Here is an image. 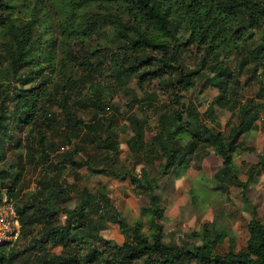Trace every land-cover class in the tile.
I'll return each instance as SVG.
<instances>
[{
    "label": "trees",
    "instance_id": "trees-1",
    "mask_svg": "<svg viewBox=\"0 0 264 264\" xmlns=\"http://www.w3.org/2000/svg\"><path fill=\"white\" fill-rule=\"evenodd\" d=\"M42 1L41 9L32 8L29 18L19 22L13 17L18 0H0V53L13 81L31 85L27 90L19 88L20 94L10 98L14 105L12 111L0 103V165L6 160L5 144L14 142L16 146L25 144L29 163L37 162L36 166H42L37 192L30 201L20 205L15 203L22 190L20 181L24 167H18L17 173L0 168V204L4 194L13 201L21 224L20 239L30 235L35 227L41 228V236L23 252H16V246L2 248L0 264H264V220L257 217L254 208L247 224L246 247L236 252L230 233L210 223L202 225L200 233L185 235L179 243L166 242L158 226L157 232L147 234L142 223L130 225L126 221L106 196L104 188L96 194L79 192L78 204L65 207L71 202L76 186L66 185L60 177L51 175L60 172V167L65 170L63 165L67 161H60V165L50 162L54 146L48 145L45 134L39 129L44 127V121L54 119L47 117L40 102L52 99L54 83L47 73L53 74L57 68V33H52L54 27L49 26L51 16L46 6L53 0ZM81 3L84 5L78 7L88 3L119 5L128 18L127 23L115 22L122 46L120 53L110 61L114 82L125 88L135 79L142 90L146 83L156 81L169 93L168 102L156 110V133L149 142L143 125L132 119L133 136L127 142L130 153L139 161L146 157L158 161L161 175L167 176L188 168L191 159L205 148H211L221 163L213 178L216 189L225 193L227 187H238L247 202L249 187L257 179L259 170H264V155L249 168L245 182L238 177L233 156L241 150L254 152L252 148H245L241 138L257 129L256 122L264 109V85L255 95L256 103L247 101L242 107L236 100V86L247 64L253 65L254 73L260 70L264 77V0H81ZM98 26L99 22L83 21L82 32L79 26L71 29L60 26L55 31L65 39L77 40L80 34L87 38L93 36ZM256 32L262 33L263 39L253 48L248 40H252ZM192 48L200 61L197 70L183 65V55L190 54ZM69 56L72 54L67 52L66 57ZM94 57V52H88L80 62L76 58L73 62L85 71L96 72L91 62ZM231 58L239 60L237 72H232L228 66ZM201 71L212 75L206 79V85L219 93L202 115L192 101L183 103L196 87ZM89 84L85 89L88 83H83L75 101L74 82L56 86L58 100L53 103L64 115L63 133L68 144L73 139L92 144L94 156L85 150L84 159L77 167L86 168L92 174L109 175L112 166H106L108 170L102 166L100 170L97 168L106 161L104 156L99 158L100 154L108 152L112 160L117 157L119 148L114 123L112 118L98 119L106 110L100 100L103 96L99 85H93L91 79ZM10 88L9 84L5 86V90ZM85 91L93 93L94 99H86ZM144 99L150 107L154 95L146 94ZM214 106L228 109L233 112L232 118L239 119V125L232 126L227 135L208 126V121L215 119ZM73 107L93 109L94 126L78 118ZM230 125L228 121L227 128ZM15 129H27V138H15L11 134ZM127 177L130 185L138 190L137 194L148 199L147 211L159 220L160 199L155 194L158 179L144 170L138 175L127 173L123 180ZM61 215L65 216L63 221ZM106 223L117 225L126 237L121 246L112 245L100 235ZM227 238L231 240L229 249L219 254L217 246ZM50 244L62 248L59 255L46 252Z\"/></svg>",
    "mask_w": 264,
    "mask_h": 264
},
{
    "label": "rangeland",
    "instance_id": "rangeland-1",
    "mask_svg": "<svg viewBox=\"0 0 264 264\" xmlns=\"http://www.w3.org/2000/svg\"><path fill=\"white\" fill-rule=\"evenodd\" d=\"M79 5H84L81 0H53L51 4L46 3L52 18V20L50 18L49 26L54 27L52 33H57V68L53 74L47 73L50 74V79L54 83L51 89L52 99L40 102L41 108L47 112V117L53 116L54 119L44 121V127L39 129L45 134L48 145L54 146V152L50 154V162L54 165H60V161H67L63 165L65 170L60 167V172L55 171L51 175H55V178L60 177V180H63L66 185L75 184L76 186L71 202L65 207L71 208L72 205L78 204L77 195L79 192L88 191L96 194L99 189L104 188L106 196L126 221L130 225L142 223L147 234L152 233L150 231L157 232L156 226H158L166 242L179 243L180 239L185 238V235L193 232L200 233L202 225L210 223L216 229L230 233L236 252L244 250L249 238L247 224L252 217V208L256 210L257 217L264 220V170H259L257 179L249 187L246 196L247 202H245L241 189L238 187H227L225 193L216 189L213 178L221 167V163L211 148H205L195 158L191 159L188 168L180 169L167 176L161 175L158 161H154L151 157L137 160L127 147V142L133 136L130 123L132 119L141 123L146 141L149 142L156 133V110L160 105L168 102L169 93L156 81L146 83L142 90L135 79L128 83L125 88L114 82L111 77L110 61L120 53L122 46L117 36L115 22L121 20L127 23L128 18L124 16L119 5L100 6L88 3L86 6L78 7ZM35 7L41 9L43 1L18 0V6L13 17L17 18L19 22L26 21L31 14V9ZM83 21L99 22L98 31L90 38L80 34L77 40L74 38L65 39L60 36L57 30L55 31L56 27L60 26L68 29L79 26L78 30L82 32L80 26ZM251 39L248 40V45L251 44L255 48L257 43L263 39V34L256 32ZM67 52L72 54V57L67 58ZM88 52L95 53L91 62L95 64L96 72L85 71L73 62V58L80 62L81 58L87 57ZM183 62V65L189 70L200 68L199 57L194 48L190 54L183 55ZM227 62L232 72L239 70L238 59L231 58ZM7 69V62L4 60L3 54L0 53V103L3 102L7 110L12 111L14 105L10 98L14 99L17 94H20L19 88L27 90L31 85L23 84L22 81L14 82ZM253 69V65L247 64L238 79L236 100L241 107L246 105L247 101L253 100L256 103L255 95L259 88L264 85V77H262L261 71L258 70L254 73ZM208 77L210 78L212 75L201 71L196 87L191 89L186 99L183 100L185 104L192 101L200 115L207 110L219 94L216 88L206 85ZM90 79L93 85H99L98 89L103 96L100 100L106 108L104 113H100L98 119L106 117L113 119L115 139L119 148L117 157L113 160L109 157L108 152H99L102 153L99 158L104 156L106 161L99 164L100 167L97 169L100 170L103 167L108 170L106 166L109 168L112 166L108 170L109 175L92 174L86 168L77 167L84 159L85 150L93 155L92 144L78 139H73L68 144L63 133L64 115L57 104L53 103L54 100H58L57 93L54 91L56 86L64 87L68 81L74 82L75 101L79 97L77 93L82 89L83 83H88L85 89L90 87ZM7 84L11 85L9 90H5ZM83 94L86 95V99H94L93 93L85 91ZM146 94L154 95V101L150 103V107L144 99ZM98 102L99 100H97ZM73 108L77 117L85 124H94L93 117L96 114L93 109ZM213 111L215 119L208 121L209 127H215L219 132L227 135L232 126L239 125V119L236 116L232 118L233 112L228 109L214 106ZM96 113L98 114V112ZM228 121L231 125L227 128L226 123ZM256 126L255 131L241 138L245 148H252L254 152L241 150L233 156V165L242 182L247 181L249 168L258 163L260 155H264V109L260 111ZM28 133L27 129L11 131V134L19 139L27 138ZM23 145L16 146L14 142H7L5 144L6 160L0 165V168L7 169L12 173H15L18 167H24L20 181L22 190L15 205L30 201L32 195L37 192L38 180L42 178L40 169L42 166H36L37 162L29 163L26 157L27 151ZM142 170L151 177L158 179L155 194L160 199L161 217L159 220H155L152 214L147 211L148 199L144 195L137 194L138 190L130 185L128 177L123 180L127 173L138 175ZM64 219L65 216L61 215V220ZM100 235L114 246H121L126 238L118 226L111 223L104 225L103 230H100ZM40 236L41 228L35 227L30 235L21 238L16 244V252H23L24 249L33 246V242ZM230 243L231 240L227 238L222 245L217 246V252L225 254ZM61 251L62 248L59 246L54 247L50 244L46 247V252L51 254L59 255Z\"/></svg>",
    "mask_w": 264,
    "mask_h": 264
},
{
    "label": "built area",
    "instance_id": "built-area-1",
    "mask_svg": "<svg viewBox=\"0 0 264 264\" xmlns=\"http://www.w3.org/2000/svg\"><path fill=\"white\" fill-rule=\"evenodd\" d=\"M21 236V224L15 205L4 194L0 204V250L12 248L18 244Z\"/></svg>",
    "mask_w": 264,
    "mask_h": 264
}]
</instances>
